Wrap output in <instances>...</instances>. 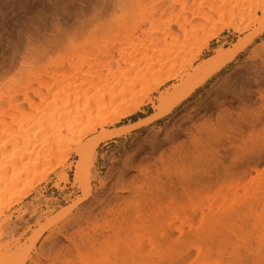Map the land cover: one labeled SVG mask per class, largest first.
I'll return each mask as SVG.
<instances>
[{
  "label": "rangeland",
  "instance_id": "rangeland-1",
  "mask_svg": "<svg viewBox=\"0 0 264 264\" xmlns=\"http://www.w3.org/2000/svg\"><path fill=\"white\" fill-rule=\"evenodd\" d=\"M171 1L0 0V101L16 96L28 84L34 93L43 90L42 100L51 97L57 82L48 86L42 77L74 79L75 67L68 61L58 70L50 61L93 57L106 40H112L108 32L115 38L128 20L142 26L133 49L164 17L169 29L174 23L171 41L186 37L185 27L193 31L194 26H208L211 32L234 20L233 26L219 31L198 63L217 49H231L242 38L250 40L189 96L182 99L193 80L171 94L165 109L172 107L162 117L150 119L158 112L150 103L157 94L127 99L125 107L144 102L135 113L104 127L123 130L119 136L105 139L98 128L81 140L74 137L58 157L38 167L16 194L0 204V264H264V227L240 217L236 222L240 228L236 233L224 230L219 247L218 238L200 234L201 213L199 219L197 212V219L193 216L195 208L208 207L218 197L220 202L228 198L232 206L240 205L264 184V31L259 32L264 27L260 9L264 0H180L175 6ZM192 17L193 24L187 21ZM23 94L17 95L19 100ZM31 94L34 102H42ZM34 106L26 110L35 113ZM141 120L148 121L133 128ZM78 167L81 176L76 180ZM62 173L65 181H59ZM218 192L227 195L223 199ZM187 216L192 224L184 226ZM197 236L212 249L209 263L200 258ZM140 245L147 252L142 259L137 253ZM168 249L171 263L164 259ZM220 249L224 253L217 258ZM233 253L235 261L230 258Z\"/></svg>",
  "mask_w": 264,
  "mask_h": 264
},
{
  "label": "bare ground",
  "instance_id": "bare-ground-1",
  "mask_svg": "<svg viewBox=\"0 0 264 264\" xmlns=\"http://www.w3.org/2000/svg\"><path fill=\"white\" fill-rule=\"evenodd\" d=\"M179 1L172 0L170 5L175 6ZM260 9L264 10V7H260ZM252 15H256V12H253ZM167 19V17H164L157 22L155 21L156 25L153 24L155 27H150L151 29L153 28L151 32L149 31L150 34L145 33L148 36L146 40L140 41L142 45L137 47V49H133L139 40V34L136 36V33L142 26L139 28L133 21L132 24L128 20L127 23L124 22V24L120 25L123 28L122 32L119 31L121 33L113 31L115 34L117 33L113 35L115 38H112V34L108 32L107 35H111L110 38L112 40H106L101 49H97L96 54L95 52L93 53V57H80L78 59L79 62L73 60V58L66 59L64 57L51 60V67H55L58 70L64 69L68 61L75 67L72 76L75 77L74 79L61 78V72L59 73L60 76H55L54 79L47 77L46 80V76L42 77L45 79H43L42 84L52 85L53 87V83L57 82V86L54 87H57L58 90L54 95H52L53 91H55L54 88L49 89L52 92L51 97L47 98L48 95H46V98L43 97L45 99L42 100L44 93L43 95L41 93L43 90L40 93L41 90L38 91L36 89L34 93L28 84L25 90L22 89L20 92H16V96L2 98L0 101V204L9 195L16 194L19 186L25 183L38 167L50 163L59 156V153L65 151L68 143L74 137H80L79 139L81 140L83 136L89 132L96 131L98 128L102 129L103 138L105 139L119 136L123 130L106 131L104 127L108 124L113 125L122 118L135 113L144 102L125 107L127 99L133 100L140 95L151 99L153 94H157V97L151 100L150 103L153 104L158 112L150 119L160 118L169 112L172 107L165 109L171 94H174L181 86H187L193 80L191 85L187 86V91L182 99L189 96L235 59L250 43L249 39L242 38L231 49H217L212 57L198 63L204 49L209 47L211 41L218 36L219 31L233 26L234 20L223 24L219 30L214 31L211 29V32L208 26L201 28L194 26L195 29L193 31H188L187 27H185L187 36L182 39L178 36V38L171 41L170 36L173 34L174 23L169 29ZM194 19V17L191 20L187 18V21L191 23ZM143 22L145 23V20L140 21L139 24ZM173 22H175L174 19ZM179 23L185 26L183 19H180ZM194 24L196 23L194 22ZM241 28L238 26V31L241 32ZM145 29L143 32L147 31V28ZM263 31L264 27L259 30V32ZM126 33L128 36L124 37ZM120 35L124 39L118 38ZM103 54L106 56L103 57ZM134 71H136L135 75L128 78L130 72ZM34 79L36 80L37 78L34 77ZM169 83L174 84L170 88L162 90ZM83 88L85 89L82 91ZM21 93H24L23 98L19 100L17 95ZM31 93L36 97H41L40 101L42 100V102L40 104L34 102ZM81 97H84V101H81ZM36 103L38 105L34 106ZM83 103H85V106L81 107ZM24 104H28L29 107H27L29 109L34 106L35 113H31L28 109L27 113V107L23 108L25 107ZM3 105H7V107L4 108ZM41 105L42 109L39 108ZM38 108L40 111H38ZM16 114H19V117L21 115V118H16ZM148 120H141L135 123L133 128ZM39 134L42 135L40 139L38 138ZM98 142L96 141L92 148ZM78 153L80 154L79 151ZM80 176L81 170L78 167L75 179L79 180ZM66 179V173L59 175V181H65ZM243 182L245 184L244 180ZM252 192L249 198H246L242 203L240 202V205L237 204L236 206L234 203L236 207L232 206L233 203L227 202L228 198H225L227 192H225L226 194L218 192V196L222 195L221 198H225L222 201L231 204L230 206L229 204L227 206L224 205L222 201L220 202L221 199L219 197L215 198L216 194H214L213 198L215 199L213 200H217L216 202L210 203L208 207L200 206L195 208L193 216L201 213L202 216L198 215V219L200 216L204 218V222L202 221L201 225L202 228H199L200 234L206 233L210 235V238H218L220 247L222 246L221 239L224 237L223 231L227 230L236 233V229L240 228V225L236 223L240 217H246L253 226L264 227V184H261L259 188ZM230 199L229 201H231ZM219 202L224 206L219 205ZM194 212H197L196 215ZM191 218L187 216L186 222H184L185 225H183L192 224ZM188 231L186 229L185 232ZM197 238L200 239L198 240L200 242L196 240L200 258L205 263H209L213 260L212 249L205 243L201 244L200 236H197ZM140 246L137 248V253H141L138 256L142 259V256H147V252L145 253L146 249L143 250V246ZM140 248L146 255H142L143 251H139ZM262 248L264 249V246ZM262 248L259 251H263ZM127 251L129 252L130 249ZM167 252L169 254L165 255L164 259H169L171 263L173 258L171 260L166 257H169L168 255H171L172 252L170 253L169 249ZM223 253L224 250L220 249L217 253V258H222ZM159 254L156 256H159ZM161 256H164L163 252ZM235 257V253L230 256L231 259ZM231 262L233 261L231 260Z\"/></svg>",
  "mask_w": 264,
  "mask_h": 264
},
{
  "label": "snow or ice",
  "instance_id": "snow-or-ice-1",
  "mask_svg": "<svg viewBox=\"0 0 264 264\" xmlns=\"http://www.w3.org/2000/svg\"><path fill=\"white\" fill-rule=\"evenodd\" d=\"M40 14L42 15V13H40ZM36 15H37L36 13L33 14V19L36 18Z\"/></svg>",
  "mask_w": 264,
  "mask_h": 264
}]
</instances>
